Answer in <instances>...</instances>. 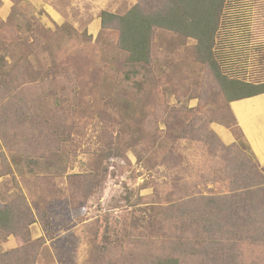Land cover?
<instances>
[{
	"label": "rangeland",
	"instance_id": "obj_1",
	"mask_svg": "<svg viewBox=\"0 0 264 264\" xmlns=\"http://www.w3.org/2000/svg\"><path fill=\"white\" fill-rule=\"evenodd\" d=\"M42 1L5 9L0 1V110L6 106L11 120L10 129L0 125V202L23 197L48 213L56 237H46L42 264H91L96 249L105 264H131L148 237L161 242L168 200L221 188L211 172L226 151L211 148L209 138L236 142L231 102L196 56L194 38L156 28L151 64H128L102 12L123 15L142 0ZM63 77L70 88L60 106L53 90L61 86L51 81ZM25 87L32 108L22 106ZM131 108L159 109L149 113L147 135L125 119ZM192 115L201 118L200 134L187 128L184 139L174 137L198 122ZM31 231L44 236L39 222ZM13 243L0 242V251ZM262 247L245 248L239 264H264Z\"/></svg>",
	"mask_w": 264,
	"mask_h": 264
},
{
	"label": "trees",
	"instance_id": "obj_2",
	"mask_svg": "<svg viewBox=\"0 0 264 264\" xmlns=\"http://www.w3.org/2000/svg\"><path fill=\"white\" fill-rule=\"evenodd\" d=\"M10 1L22 5L27 0ZM102 26L116 33L118 46L127 53L131 66L151 64L154 32L163 28L197 40L196 56L214 72L228 102L264 93V0H142L123 15L103 11ZM68 81L67 77L51 81L61 86L53 90L55 103L60 106V99L70 88L65 85ZM27 90L25 87L20 92L28 97L22 106L32 108ZM131 109L125 119L133 118L141 126V135H147L149 113L157 117L159 109L144 113ZM2 110L0 125L10 129L7 107ZM191 118L198 122L187 124L182 135L174 137L184 139L187 128L200 134L201 118ZM233 119V145H224L214 133L209 138L211 148L226 151L214 159L211 172L221 188L211 194L168 200L159 219L161 242L148 237L144 242L147 248L131 255V264H239L245 248L259 250L264 245V166L254 156L234 115ZM9 129L5 138L10 137ZM197 138L203 139L201 135ZM241 140L256 161L239 152H243ZM139 159L142 161L143 156ZM35 222L40 223L44 236H32ZM10 237L14 245L0 251V264H42L46 237L53 239L56 233L45 210L34 211L26 199L19 197L0 202V242L8 243ZM100 252L96 249L91 253V264L106 263V256Z\"/></svg>",
	"mask_w": 264,
	"mask_h": 264
},
{
	"label": "crops",
	"instance_id": "obj_3",
	"mask_svg": "<svg viewBox=\"0 0 264 264\" xmlns=\"http://www.w3.org/2000/svg\"><path fill=\"white\" fill-rule=\"evenodd\" d=\"M0 1L3 9L10 8L12 5L10 0ZM42 3L46 5L42 0H34V4L41 5ZM230 109L254 156L261 165H264V93L232 101ZM219 131L228 143L233 141L232 134L228 129L222 128ZM9 239L11 242L14 241L13 237Z\"/></svg>",
	"mask_w": 264,
	"mask_h": 264
}]
</instances>
